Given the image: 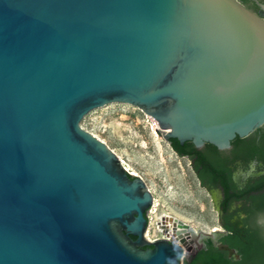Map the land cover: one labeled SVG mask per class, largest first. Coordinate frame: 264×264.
<instances>
[{
    "label": "water",
    "instance_id": "obj_1",
    "mask_svg": "<svg viewBox=\"0 0 264 264\" xmlns=\"http://www.w3.org/2000/svg\"><path fill=\"white\" fill-rule=\"evenodd\" d=\"M112 103L169 143L230 148L264 125V18L239 0H0V264L174 255L145 236L144 179L81 126ZM168 217L187 251L217 235Z\"/></svg>",
    "mask_w": 264,
    "mask_h": 264
},
{
    "label": "rangeland",
    "instance_id": "obj_2",
    "mask_svg": "<svg viewBox=\"0 0 264 264\" xmlns=\"http://www.w3.org/2000/svg\"><path fill=\"white\" fill-rule=\"evenodd\" d=\"M81 126L146 182L157 202L155 211L149 213L151 238L161 237L155 232L156 214L174 216L194 229L218 227L211 197L198 185L190 161L175 153L157 132L154 119L138 107L108 104L88 113Z\"/></svg>",
    "mask_w": 264,
    "mask_h": 264
},
{
    "label": "flooded vegetation",
    "instance_id": "obj_3",
    "mask_svg": "<svg viewBox=\"0 0 264 264\" xmlns=\"http://www.w3.org/2000/svg\"><path fill=\"white\" fill-rule=\"evenodd\" d=\"M239 1L264 18V0ZM169 144L172 148L171 141ZM198 150L200 152L195 155L175 153L190 161L198 185L210 195L218 227L205 231L216 232L215 237H202L192 244L186 262L191 263L200 252L208 249L209 244L226 253L232 263L243 262L241 254L224 241L230 236L247 247L246 264H264V227L256 224L258 215L264 214V125L247 137L235 138L228 149L213 152L205 144ZM253 159L258 162V174L241 191L232 182L231 174L238 166H246ZM152 207L146 214L148 226ZM241 214L247 219L241 220ZM219 243L235 249L238 257L229 256L226 251L219 249Z\"/></svg>",
    "mask_w": 264,
    "mask_h": 264
},
{
    "label": "trees",
    "instance_id": "obj_4",
    "mask_svg": "<svg viewBox=\"0 0 264 264\" xmlns=\"http://www.w3.org/2000/svg\"><path fill=\"white\" fill-rule=\"evenodd\" d=\"M171 145L174 151L178 153L185 152L195 155L200 152L192 144V142H185L183 145H181L176 139H171ZM207 145L213 152L217 151L216 147L210 144ZM224 241L227 242L230 247L235 248L239 254H241V256L243 257V262L232 263L231 260L227 259L226 253L219 251L218 248L214 247L212 244H209L207 250L200 252L191 263L185 261V264H246L244 260L247 257L248 249L245 244L241 243L240 241L234 240L230 236L225 238Z\"/></svg>",
    "mask_w": 264,
    "mask_h": 264
},
{
    "label": "clouds",
    "instance_id": "obj_5",
    "mask_svg": "<svg viewBox=\"0 0 264 264\" xmlns=\"http://www.w3.org/2000/svg\"><path fill=\"white\" fill-rule=\"evenodd\" d=\"M258 174V162L256 160H250L247 165L238 166L231 174V180L239 190H243L247 182L253 179ZM241 220L247 219L244 214L240 215ZM256 224L264 227V214L258 215ZM173 253L171 257L165 258V264H185L188 258L187 249L183 248L182 244L176 240L173 241Z\"/></svg>",
    "mask_w": 264,
    "mask_h": 264
},
{
    "label": "bare ground",
    "instance_id": "obj_6",
    "mask_svg": "<svg viewBox=\"0 0 264 264\" xmlns=\"http://www.w3.org/2000/svg\"><path fill=\"white\" fill-rule=\"evenodd\" d=\"M121 104H125V105H129V106H132V107H136L134 105H131V104H126V103H121ZM137 108V107H136ZM152 118V117H151ZM153 119V118H152ZM154 124L158 126L157 122L154 120ZM121 162L123 164V166L125 167L126 171L129 172L130 174L132 175H137L136 172L134 170H132L129 165L124 162L122 159H121ZM138 176V175H137ZM156 206H157V202H156V199L154 198L153 200V208H152V212L155 211L156 209ZM170 215L168 214H156L155 215V218H156V228H155V232L156 233H160L162 235V237H168V238H172L173 240H175V237L172 236L171 233L169 234H166V232H164V230H162L161 228V221H163L165 224L167 223L168 226L172 225V221H170L169 217ZM145 236L147 238V240L149 241H154V240H157L156 238H151L150 235H149V229H147L146 233H145ZM160 239V238H158Z\"/></svg>",
    "mask_w": 264,
    "mask_h": 264
},
{
    "label": "built area",
    "instance_id": "obj_7",
    "mask_svg": "<svg viewBox=\"0 0 264 264\" xmlns=\"http://www.w3.org/2000/svg\"><path fill=\"white\" fill-rule=\"evenodd\" d=\"M129 173V172H128ZM158 238H162V235H161V237H157L156 239H158ZM170 241H175V240H173L172 238H170Z\"/></svg>",
    "mask_w": 264,
    "mask_h": 264
}]
</instances>
